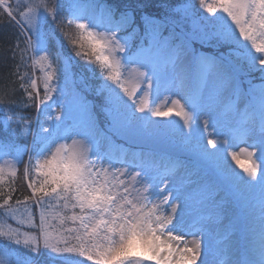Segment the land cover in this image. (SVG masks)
Here are the masks:
<instances>
[{
    "label": "snow or ice",
    "instance_id": "6c2138e0",
    "mask_svg": "<svg viewBox=\"0 0 264 264\" xmlns=\"http://www.w3.org/2000/svg\"><path fill=\"white\" fill-rule=\"evenodd\" d=\"M199 5L213 19H193L189 39L182 37L179 43L173 42L172 34L162 37L159 24L146 20L144 37L133 50L132 36L118 35L129 26L130 18L122 14L114 20L111 9L101 6L97 11L93 0L73 3L67 25L59 30L75 56L88 65L94 64L100 77L114 86L106 83L102 89L108 93L111 105L107 109L112 116L110 130L121 138L150 134L151 129L159 127L150 117L176 116L184 128L193 129L201 111L219 110L228 138H208L212 152L203 144L195 146L200 159L213 164L211 172L203 173L198 165L189 169L180 159H169L162 168H117L112 163L113 152L118 149L122 160L128 150L101 134L109 144L105 163L99 141L93 138L95 125L87 118V105L75 90L72 57L65 58L58 68L47 54L50 34L43 26L49 17L55 24L63 6L58 0H24L16 5L0 0V16L6 14L26 37L21 62L31 51L33 68L38 66L43 73V98L36 79L29 80V91V84L23 82L26 74L19 75L28 100L44 112L40 105L51 99L53 92H59L61 106L71 96L67 111L55 117L59 123L52 125L49 117L39 124L40 131L33 135L30 150L15 146L18 155L27 152L29 156L23 179L31 196L10 203L18 170L12 164L0 165V264H34L33 257L41 253L67 264H197L198 259L200 264H207L201 259L210 251L203 237L212 234L211 224L219 225L225 218H229V225L218 241L224 243L218 264H264V83L240 78L244 64L249 72L264 74V67L256 68L257 63L264 66V0H199ZM193 7L189 3L178 11L195 16ZM204 28H211V35L219 43L232 46L227 55L236 63L222 64L213 57L194 53L191 40L198 39L197 32ZM136 31L133 29V34ZM87 70L95 76L94 68ZM61 72L64 88L52 83ZM245 82L249 85L247 91L242 88ZM162 83L166 90L174 85L183 92V103L170 96L160 100ZM22 120L18 117L13 121L9 115L3 127L5 131L11 127L14 134L19 130L27 140L30 128ZM207 127L205 121V132ZM12 147L10 143L3 145L6 151ZM227 157L243 175L230 166ZM33 173L42 179L38 181ZM193 184L205 193L198 203L213 201L214 213L193 215L191 198L185 195ZM217 196L219 201L215 200ZM9 218L18 226L7 223ZM188 236L193 238L188 240ZM10 244L33 255L14 253Z\"/></svg>",
    "mask_w": 264,
    "mask_h": 264
},
{
    "label": "trees",
    "instance_id": "16d2710c",
    "mask_svg": "<svg viewBox=\"0 0 264 264\" xmlns=\"http://www.w3.org/2000/svg\"><path fill=\"white\" fill-rule=\"evenodd\" d=\"M184 0H93L97 6V11L101 6H106L111 9L114 13L113 19L119 20L122 14H126L130 18V24L123 31H120L119 35H131V44L135 49L141 41V38L144 37L146 30L145 21H155L160 26V33L162 37L169 36L172 34L175 39L174 43H179L181 38L188 40V34L191 33L188 28L184 30L178 24L174 25L171 20V17L176 13L173 11L174 6L184 3ZM12 3V1H10ZM77 2V0H58V3L62 5L59 15L56 17V23H52V18H48V23L44 25L43 30L49 33L47 41V54L50 56L52 63L56 67H61L65 58L71 56L73 60V79L75 80V90L83 97L84 101L92 104L95 111L98 113V106L101 115L99 117V128L107 133V136L110 137L112 132L110 130V125L112 124V118L109 115L107 109L111 107L108 103V93L102 89V85L109 84V86L114 87L103 80L100 77L99 70L96 66L88 65L83 60L75 56L74 49L69 44L68 40L59 30L61 27L67 25L69 8L70 6ZM13 4V3H12ZM178 25V26H177ZM155 26V25H154ZM133 29L137 31L133 34ZM26 37L21 34V29L14 21H10L5 15L0 16V96L4 97V102L0 103V161L10 157L14 159H19V164L17 165L18 175L15 182L16 191L12 193V200L10 203L14 204L16 199L23 200L25 196H31V191L28 188L27 182L23 179L24 165L28 162L29 156L27 152L22 154L17 153L16 147L24 148L25 146L30 150L32 148L33 135L40 131L39 124L42 122L44 116L40 115L37 107L32 101L28 100V97L23 88L20 87L21 80L19 75L26 74L24 77V83L29 84L30 79H34V74L38 76L39 87L38 91L41 98L44 96V89L42 85L41 78L43 73H41L39 67L33 68L32 66V52L24 58V62H21L20 51L27 47ZM17 44H19V49H17ZM145 47L147 43L145 42ZM191 48L193 49L196 55L203 54L206 56L216 57L223 60V50L222 49H209L206 46L196 44L191 40ZM225 48H232V46L225 44ZM15 50V58L13 57V51ZM230 50H227L229 53ZM31 54V55H30ZM255 54V52H253ZM224 61V60H223ZM17 65L19 69L17 71ZM95 69V76L92 72H89L88 68ZM58 80H54L52 83L54 86L59 88L65 87L64 74L61 72L58 74ZM241 80L247 81L250 79L248 75L241 74ZM253 84L264 83V79H253ZM242 87L247 91L249 85L245 82L242 84ZM29 91L31 87L29 84ZM54 96L57 97L59 92H53ZM35 96V93H33ZM25 105H30L25 107ZM12 116L13 121L18 117H23L22 123L28 125L30 132L27 136V140L23 138L20 134V131L14 134L11 127L8 131L4 130L3 124L7 116ZM120 140V139H119ZM116 138V141L121 145H126L124 141H119ZM12 144L13 147L9 150L3 148L4 144ZM130 146V145H128ZM144 147V146H143ZM162 152H168L167 150H160ZM34 178L38 181L42 177H36L35 173L32 174ZM11 177H9V180ZM3 197H0V202H2ZM32 204L31 201H29ZM33 210L34 204H32ZM3 213V209H0V214ZM39 216L37 214L36 220L38 222ZM12 220L9 218L8 222ZM12 223V222H11ZM56 223V221H53ZM70 223V222H69ZM14 224V223H13ZM17 227L16 224H14ZM9 247L14 251V253L20 255H28L21 246L15 244H10ZM69 260H82L80 257H69ZM34 264H67V262L50 258L47 253H41L33 257ZM84 264H90L88 261H84Z\"/></svg>",
    "mask_w": 264,
    "mask_h": 264
},
{
    "label": "rangeland",
    "instance_id": "374dc122",
    "mask_svg": "<svg viewBox=\"0 0 264 264\" xmlns=\"http://www.w3.org/2000/svg\"><path fill=\"white\" fill-rule=\"evenodd\" d=\"M10 1H12L13 5H16L17 3L22 4L24 2V0H10ZM183 2L184 3H180L174 6L173 11L176 13L171 17V20L174 22L172 24L174 25L178 24L179 26L184 28V30L188 28L189 30H191L190 32H192L193 19H196L198 16H205L209 20L213 19L212 16H210L207 12H205L202 8H200L199 0H184ZM189 3H191L194 6L192 11H194V13L196 14L195 16H185L183 12L178 11V9L182 8V6ZM219 14L220 13H217V15ZM229 23H231V21H229ZM123 30L124 29H122L121 31ZM212 31L213 30L211 28H204L202 32L199 31L197 32V36L199 38L193 39L192 41L195 42L196 44L206 46L209 49H213V50L222 49L224 53L223 55L224 61L215 58L216 60L220 61L222 64H228L229 61L236 63L234 57H229L227 55L228 54L227 50H230V48H225V44L219 43L218 39L211 35ZM236 35L238 37L239 33L237 32ZM120 36H127V35H120ZM133 50L135 49L133 48ZM40 54L43 55L44 53H40ZM132 66L135 67V65ZM261 67L264 66L258 63L256 64L257 69H260ZM191 70L193 73L195 72L194 62L191 65ZM245 73L250 77L251 81H253V79L262 78V76H264V74H262L260 71L249 72L246 64L243 65L242 75H244ZM34 79L37 80V88H38L39 87L38 76L35 74H34ZM116 91L119 92V89H116ZM205 94L207 95V91ZM121 95L123 94L121 93ZM166 96H170L171 99H180L181 102L183 103V99H182L183 92H181L174 85L166 90L162 83V87L160 90V100H163ZM70 99L71 96L69 95L65 100V104L61 106L60 94H58V96L55 97L54 94L52 93V98L47 100L44 104L40 105V108L45 109L44 112L39 111L40 115L43 114L44 116L42 122L48 119L49 117H52V119L49 120V123H51L52 125H56L57 123H59L58 121L55 120V117L58 114L67 111V101ZM171 99L168 100V105L171 104ZM84 102L86 103L88 109L87 118L90 119L95 125L94 129H92L93 138L99 141V151L102 155H105L104 162L107 163L108 161L107 153L109 152V144L106 139L101 137V134H103L104 137H108V136L107 133L103 132L98 127L100 120L99 117H101V115L104 114L103 113L101 114L102 110L99 108V106L97 108L98 109V113H97L92 104L86 101ZM46 105H50V107H46ZM218 111L219 110L201 111L199 114L198 123L193 125V129L199 130L196 132H193V129L184 128L183 122L179 120V118L176 116H169L167 118L150 117L151 120L157 122L159 127L151 129L150 134L140 133L133 139L121 138L115 132L112 131L110 132L111 134L110 138L112 139V141H114L116 145H120V143L116 141V138H118V140L120 139L119 141H124L123 143H125L126 146H123V148L128 150V155L124 157L122 160L120 158L119 150L117 149L116 151H114L111 156L112 163L117 168L127 167L131 170V169H135L137 165H143L145 168H154V167L162 168L163 165L169 159H180L184 161L186 165H188L189 169L195 166V164L191 162L194 161L197 162V164H199L198 166L200 168L201 173L211 172L213 170L212 162L201 160L198 152L195 149V146L197 144H203L204 148L207 149L208 152H212L214 151V149L208 146L207 144L208 138H218L221 140L228 138L227 129L223 127L224 121L218 116ZM136 115L140 116L142 114L136 113ZM169 121H175V124H170ZM205 121H208V127L206 132L204 130ZM214 122H215V127H213ZM189 132H193V135L191 137L187 136ZM217 133H222V134L219 137H217ZM128 145H130L131 147ZM154 149L167 150L168 152L166 154H159V153H155ZM235 150L239 152V148H236ZM227 159L230 166L235 171L240 172V174L243 175L241 170L236 166V163L232 161L230 157H227ZM18 160L7 157L2 161H0V165L12 164L17 167V165L19 164ZM182 172L183 170H181V173L177 174V177L175 178L177 182L179 181ZM151 174H154V171ZM192 178L196 179V177H192ZM185 195L191 198V202L193 205V215L199 213L209 214L215 212V208L213 207V201H206L204 204L198 203L199 201L204 199L205 193L203 192V190H197V185L195 184L190 185L186 189ZM219 199H220L219 196L215 197L216 201H219ZM230 215L231 213H229V216ZM11 222H8L7 220V223H9L12 227H15L14 224H16V222L14 220H12ZM228 225H229V218H225L223 222L219 225L211 224L209 227L212 234L211 235L205 234V236L203 237L210 251L206 257H202L201 259H205L207 264H218V255L222 254L224 249V243L218 241L221 240ZM217 229L219 230L218 233H217ZM192 238L193 237L191 236L186 237V239L188 240H191ZM27 253L29 254L26 256L33 255L30 252ZM197 264H200L199 259L197 261Z\"/></svg>",
    "mask_w": 264,
    "mask_h": 264
}]
</instances>
